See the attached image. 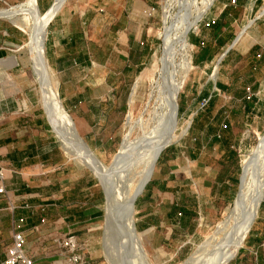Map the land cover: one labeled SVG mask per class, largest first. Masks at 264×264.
Wrapping results in <instances>:
<instances>
[{
	"label": "rangeland",
	"instance_id": "obj_1",
	"mask_svg": "<svg viewBox=\"0 0 264 264\" xmlns=\"http://www.w3.org/2000/svg\"><path fill=\"white\" fill-rule=\"evenodd\" d=\"M50 1L54 2V0ZM66 1L64 0L62 6ZM77 1L69 0V5H75ZM153 1L156 3H153ZM211 1L149 0L150 15L145 17L146 23L138 25V21H134L133 29L131 30L133 34H145V36L148 34L149 48H145L142 51L130 45L126 38L116 40V38L109 36V34L114 35L115 33L112 31L113 24L109 25L107 20L100 22L101 32L108 36L106 41L101 46L89 44L82 47L79 45V51L82 49L84 53L89 50L90 62H82L73 68L69 64H66L67 70L61 72V74L52 69L47 61L45 51L48 24H50L49 22L52 17L46 28L44 55L51 82L57 86L56 89L60 103L64 108L68 120H70V122L64 120L65 123L60 124V126L63 125L67 129L65 131L66 129L63 126V128L59 126L62 132L58 130L59 127L57 126L59 124L57 126L52 124L44 112L42 86L39 84L38 74H36L37 72L29 58V49L25 46L32 25L31 20L20 15L17 17L19 26H16L5 18L0 19V57H8L6 60L9 65H12V60L15 59L17 61V64L10 68L0 69V81L10 86L8 89L10 88L15 94L19 92L23 95L25 107L40 112L45 121L47 117L50 125L49 127L46 121L49 133L60 147L63 170H61V173L53 175V183L50 185L52 188L47 190V193L49 192L55 195L54 200L58 211H50L46 218V223L43 226L49 228L47 220H53L55 217L58 219L64 216L66 209L63 207L76 203V200L82 201L83 196L86 199H95L98 206L92 209L93 214L91 217L95 218H92L89 238L93 250L97 252L95 257L97 264H138L140 262L141 264H212L214 260L218 259L216 257L219 255V257L222 256V249L223 254L226 253L225 251L228 253V251L232 252L235 250L231 256L233 258L242 243L238 245V240L235 239V236L239 226L238 224L240 223L241 213L249 201L247 195L250 197V194L257 186L256 184L264 181V179L262 180L264 178V149L255 158L251 157V153L258 140L264 134V53L260 58H257L259 61H256V57L253 61L246 59L248 55L247 48L249 46L253 47L256 44L264 46V23L260 22L261 19L256 18V9H253L248 13L245 20L234 23L233 28L230 27L233 33H231L232 37L228 45L236 37L239 30L251 21L249 23L250 27L246 29L240 41L232 46L228 55L223 57V64L219 63L217 69L214 68L218 56L225 51L227 46H220L210 50V47L206 45V48L215 54L217 53V56L212 63L201 66L195 65L193 56L200 53L201 46L199 42L202 40V37L205 40H209L213 35L211 32H204L201 26L202 22L198 23L203 15L205 16L206 12H208V9L205 8H209L214 0ZM24 2L25 0H0V10L10 9ZM206 2H210L208 3L210 6ZM84 4L82 3V6ZM37 5L40 13L44 14L50 9L53 3H51L47 10H45L46 8L42 10L38 0ZM202 9L205 10L202 11ZM185 12L186 14L184 16L183 14ZM199 13L200 15H198ZM134 16L140 21L143 20L141 17ZM90 19L91 21L86 24V29L93 27L97 23L96 16H90ZM174 20L175 22H173ZM182 20L184 23H181L183 22ZM187 23L191 24L188 25ZM169 24L171 26L173 25L174 27H172L175 29ZM179 24L182 25L180 26ZM170 27L172 31L171 35L175 38L174 42H176L174 46L175 54H173V60H171L172 66H166L165 69V67H161L159 60L162 56L165 31ZM184 29L185 34L183 33ZM177 31H180L179 34ZM121 33L124 34L125 31ZM243 38L245 39L244 42L241 41ZM184 39L187 40V44L189 45L184 47L185 49L183 48ZM183 49L185 51H182ZM138 53H143L144 55L141 61H137ZM138 62L142 64L136 71L134 65ZM253 64L258 66L256 70L250 72ZM183 65L184 67L187 65L186 71L184 67H181ZM173 67L176 70V75L172 78L170 73ZM227 71L230 74L238 71L234 75L233 89L242 91V86H249V92L254 94L251 99H247L249 102L247 103V107L243 109V102L239 100L240 94L235 95L234 98L229 100L224 96L223 90H220V94L213 97L209 103L202 106L203 100L207 98L206 95L203 96V93H207L210 90L211 82H220L221 84L227 82L229 84L230 80L226 78L225 74ZM178 74L180 75L178 76ZM175 80H177L176 82L178 84L180 82V87L177 95L178 108L175 119L172 121L166 110L169 91ZM185 93H187V97L183 98ZM183 99L187 100L185 111L181 105ZM224 111L228 113L227 127L220 129V123L225 118ZM79 115L84 118L87 124V131L84 133L81 132L77 123L76 117ZM158 121L161 123H158ZM59 122L61 123L62 121ZM70 124L76 128L80 137L96 156L94 158L99 163L100 169L102 166L105 167H102L104 168L103 172L99 171L100 175L102 174L101 177L104 175V182L98 178L96 172H93L95 168L92 167L91 160L86 158L87 156L80 155L81 153L76 152L79 148L75 144L72 145L73 142H70L73 137L71 134H75L74 130L70 129ZM63 129L64 132H67V136H64ZM150 130L151 132H149ZM160 130L161 134L164 132L163 135L168 132V135L164 136L166 139L160 135ZM217 132H219L220 138L213 140V134ZM147 133L154 135L151 134L150 137H148L149 135L144 136L142 141H145L148 137L147 139L149 140L145 142L149 144L144 142L143 144L150 146V140H154L152 142L154 146L151 145V148L153 147L152 149H154L157 144H160V141L163 143L165 140L167 145L161 153H174L166 161L161 162L160 166L163 168V171L159 174L167 177L168 172L171 171L172 176H177V181L168 177L165 181L168 182L170 188H178L176 199L190 214L180 228L157 224L154 228L138 230L135 222V203L136 199L143 194L144 187L143 191H141L142 193H139L140 195L138 194L139 196L137 195L135 197L133 210H131L132 217L130 218L133 219V221L131 219V222L135 230V234H133L134 240L128 228H125L127 222L125 226L123 223L120 224L124 220H122L124 218L122 215L124 214L121 211L123 212L125 200L127 202V198H130L136 190L139 184L138 182L142 179V175L150 161L151 151L153 150L149 151L150 149L145 145L141 147L147 148L142 149L141 147H137L141 144H136V142L141 143V136ZM155 136H159L157 140ZM65 139H68L71 145ZM132 142L137 146H132L134 144ZM200 144L204 148L202 150L203 152L199 155L197 149ZM73 146H76L75 149H77H73ZM130 147H134L133 152L135 153H132L133 149ZM135 148L139 149L137 150ZM130 149L132 150L130 151ZM227 149L232 150L235 154L233 156L229 154L225 155ZM118 150L120 155L118 154ZM120 150L125 151L123 158V151L120 152ZM128 151L134 155H129ZM161 153L155 162L151 179L158 174V162ZM116 155L119 158L121 156L120 162L118 157L115 158ZM86 159L90 162V166ZM123 159L127 161L125 162ZM112 163L118 165L119 168L115 165L118 170L115 169ZM123 163L125 164L123 165ZM121 164L123 168L122 166L120 168L119 165ZM112 166L115 171H111ZM105 169L111 173L115 172V174L112 176L111 173H108V175L105 173ZM245 169L247 170L246 173H244ZM116 171L117 174L119 171H123L120 177L119 174L117 176ZM242 174H246V176ZM205 175H209L208 178L212 181V192H210L209 188V192H205L206 186L202 184ZM106 176L109 181L106 179ZM114 176L116 179L118 177V179L116 180ZM241 177H244L242 178V180L244 179L243 182ZM110 179L112 180V185ZM101 182L105 184L101 185ZM90 185L94 186L90 187ZM106 185L111 189L109 190L111 192L109 196L104 191ZM113 187L114 189H112ZM112 190H115V193H112ZM77 191L79 196H75V198L71 197L70 194ZM112 194L113 197H111ZM163 195H158L155 200L156 202H160L163 199V204L158 207H154L152 204L148 207L150 208L151 216H156V220H161L162 217L165 218L168 210V207L165 205L168 202ZM240 195L241 197L239 198ZM243 196L247 199L244 201V204L240 202L244 199ZM106 197L109 199H106ZM123 197H126V199L124 200ZM112 198L120 202L118 206ZM117 201L116 203H118ZM237 201L240 203H237ZM236 203L237 206L235 205ZM112 204L115 205L112 206ZM108 207L110 208L108 209ZM115 207L118 208L117 211ZM233 210L238 211L237 214ZM109 212L113 213L111 214ZM118 217L119 220L117 221ZM109 218L116 220L112 221ZM116 221L118 225L120 224L118 228L122 225L124 226V228L122 226L124 231L120 228L122 234L119 232V229V231L115 230V227H117ZM235 224L237 225L236 227ZM109 226H112V230L109 229ZM85 231L87 232V229ZM76 232L74 231L75 234H77ZM125 232L130 234L129 236H132L133 241L131 238H127L128 236ZM115 233H120L121 235H116ZM48 234V232L44 234V246H48L52 242L53 237H50ZM58 235H62V233ZM120 236H124V238ZM125 236L127 237L125 238ZM125 239H130L131 242H134V246H132L133 244H130V246L129 240L126 241ZM107 240L110 242H107ZM229 242L231 245L227 244ZM122 244L124 247L132 248H122ZM4 245L2 246L4 247ZM223 245L224 247H222ZM227 245L231 248L229 249ZM136 248L139 250L137 251ZM122 250H127L128 252H123ZM116 255H119L120 259ZM125 255H130L127 257L129 259L125 258ZM55 256L56 261H59L57 255Z\"/></svg>",
	"mask_w": 264,
	"mask_h": 264
},
{
	"label": "crops",
	"instance_id": "obj_2",
	"mask_svg": "<svg viewBox=\"0 0 264 264\" xmlns=\"http://www.w3.org/2000/svg\"><path fill=\"white\" fill-rule=\"evenodd\" d=\"M38 1L42 10L43 8L47 10L53 2L50 0ZM82 3H85L84 6ZM153 3L156 2L153 1ZM149 4V0H78L75 5L70 6L69 0H67L48 24L45 44L48 63L52 69L61 74L67 70L66 64L73 68L82 62H90L89 50L83 53L82 49L79 51V45L82 47L89 44L101 46L108 36L101 32L100 22L106 20L109 25L113 24L112 31L115 32L114 35L109 34V36L116 40L126 38L130 45L141 51L149 48L148 34L145 36V34L138 35V33L131 32L134 21H138V25L146 23L145 17L150 15ZM253 9H256V18L261 19L260 22L264 23V0H235V4L232 3V0H214L201 23L203 31L211 32L213 35L209 40L202 37L199 42L200 53L193 56L194 64L201 66L212 63L217 56V53L209 51L206 45L210 47V50L227 46L225 51L228 48L229 50L225 55H228L232 46L240 41L246 29L250 27L251 21L239 30L228 45L232 37L231 33H233L230 27L233 28L234 23L245 20ZM134 15L143 20L136 19ZM90 16H96L97 23L86 29V24L91 21ZM124 31L125 33L122 34L121 32ZM241 41L244 42L245 39L243 38ZM258 45L247 48V60L253 61L256 57V61H259L257 58L263 55L264 46ZM223 53L218 56L214 68L217 69L219 63L223 64L225 55L217 65V61ZM137 55V61H141L143 53ZM7 58L0 57V69H7L17 64L14 59L11 62L12 65H9ZM141 64L138 62L134 65L136 71ZM257 66L253 64L250 72L256 70ZM235 73L238 71H234L232 74L229 71L225 72L226 78L230 80L229 84L227 82L225 84L211 82L210 90L203 93V96L206 95L207 98L211 97L212 99L220 94V90H223L224 96L231 100L235 95L240 94L239 100L243 102L242 107L245 109L249 103L247 99H251L254 94L247 98L246 88L249 86H242V91L233 89ZM8 87L10 86L0 81V166L5 170L6 189V194L0 196V262L5 256L7 246L11 243L12 232L19 230L26 239V250L33 257L34 264H55L57 262L52 242L47 243L48 246L43 245L44 234L47 232L50 237L61 233L75 235L87 246V263L97 264L95 260L97 252L93 250L89 238L92 218H95L91 217L92 209L98 206L95 199H86L81 194L82 201L76 200V203L64 206L63 208L66 209L64 216L47 220L49 228L43 226L49 212L58 211L54 200L55 195L47 193V190L52 188L50 185L53 183V175H57L63 170L60 147L49 133L47 118L46 123L40 112L24 106L25 100L22 94L19 92L15 94ZM186 97L187 93L183 98ZM186 103L187 100L183 99L181 105L184 111ZM224 114L225 118L220 123V129H225L224 125L227 127L228 113L224 111ZM76 119L81 132H86L87 124L84 118L79 115ZM213 135L220 137L219 132ZM203 148L204 146L200 144L197 149L199 155L203 152ZM172 155H174L173 152L170 154L161 153L158 174L154 178H150L151 180L145 185L143 194L139 196L141 192L136 199L135 222L138 230L154 228L157 224L180 228L190 214L176 199L178 188H170L168 182L165 181L167 177L177 181V176H172L171 171L168 172L167 177L160 175L163 171L160 166L161 162L166 161ZM208 177L209 175H205L202 180V184L206 186V193L209 192L208 188L212 192L213 187L212 181ZM77 193L78 191L72 192L70 195L75 198V196H79ZM162 194L167 199L168 203L165 205L168 210L165 218L156 220V216H151L148 207L152 204L154 207L163 204V199L160 202L155 201L156 197ZM41 219H44V223L40 222ZM74 231H77V234ZM227 264H264V196L248 233L235 256Z\"/></svg>",
	"mask_w": 264,
	"mask_h": 264
},
{
	"label": "bare ground",
	"instance_id": "obj_3",
	"mask_svg": "<svg viewBox=\"0 0 264 264\" xmlns=\"http://www.w3.org/2000/svg\"><path fill=\"white\" fill-rule=\"evenodd\" d=\"M209 1V0H208ZM211 1V0H210ZM63 2H64V0H54V2H52L53 3V5L50 7V9L47 11V12H45L44 14H41L40 13V11H39V8H38V5H37V0H25V2L24 3H22V4H20V5H18V6H16L15 5V7H12V8H10V9H1L0 10V18H5L6 20H8L11 24H13V25H16V26H19L18 25V19H17V17L18 16H24V17H26V18H29L30 20H31V22H32V25H31V29H30V31H29V33H28V41H27V43H26V47H28V49H29V53H30V59H31V63H32V65H33V67H34V69L36 70V74H38V76L37 77H39L38 79H39V81H40V83L39 84H41V90H42V97H43V108H44V112L46 113V115H47V117H48V119H49V121L52 123V124H54V125H56L57 126V124H59L57 127H59L60 126V124H64L65 122H64V120H68V117H67V115L65 114V111H64V108H63V106L61 105V103H60V100H59V97H58V93H57V89H56V85H53V83L51 82V79H50V76H49V72H48V65H47V63H46V59H45V55H44V43H45V33H46V28H47V24H48V22H49V20L52 18V17H54L57 13H58V11L61 9V7H62V4H63ZM212 2V1H211ZM207 3V2H206ZM208 3H210V2H208ZM207 3V5H209ZM210 6V5H209ZM205 8V7H204ZM205 9H208V7H206ZM205 9H202V11L203 10H205ZM185 10V9H184ZM205 12V11H204ZM185 14H186V12L183 14L184 16H185ZM202 14H203V12H202ZM198 15H200V13L198 14ZM197 16V15H196ZM195 16V17H196ZM169 17V16H168ZM202 17V16H201ZM186 18V17H185ZM185 18H184V20H185ZM176 19V18H175ZM181 19H183V18H181ZM196 20H198L197 18H195ZM200 19V18H199ZM176 21H178V20H176ZM181 21V20H180ZM183 21V20H182ZM171 22V21H170ZM173 22H175V20L173 21ZM194 22V21H193ZM196 22H198V21H196ZM195 22V23H196ZM180 23V22H179ZM181 23H184V21L183 22H181ZM189 23V22H188ZM187 23V24H188ZM175 24V23H174ZM191 24V23H190ZM190 24H188V25H190ZM193 24V23H192ZM170 26H171V24H169ZM177 25V24H176ZM175 25V26H176ZM180 25V24H179ZM182 25V24H181ZM180 25V26H181ZM173 26V25H172ZM171 26V27H172ZM171 27L170 28H167V30L165 31V36H164V40H163V46H162V56H161V58H160V64H161V67L163 66V67H165V69H166V66H172V61L171 60H173L172 58H173V54H175L174 53V46H175V43L176 42H174V39L175 38H173V36L171 35ZM174 27V26H173ZM172 27V28H173ZM177 27V26H176ZM188 27V26H187ZM191 27H193V26H191ZM165 28V27H164ZM173 29H175V28H173ZM179 29V28H178ZM187 29V28H186ZM190 29V28H189ZM178 32V31H177ZM180 32V31H179ZM179 32H178V34H179ZM184 34H185V29H184V32H183ZM181 34V33H180ZM175 35H176V33H175ZM181 35H183V34H181ZM240 35V34H239ZM179 37V36H178ZM177 37V38H178ZM182 38V37H181ZM177 40H179V39H177ZM183 41V40H182ZM179 43V42H178ZM183 48L184 47H186V46H189L188 44H187V40H185L184 39V41H183ZM180 46V45H179ZM181 46V47H182ZM189 48V47H188ZM185 49V48H184ZM182 50V51H185V50ZM177 52V51H176ZM182 55V54H181ZM187 55V54H186ZM185 59V58H184ZM187 59V58H186ZM186 62V61H185ZM188 63H189V61H188ZM174 65V64H173ZM175 66V65H174ZM180 66V65H179ZM187 66V65H186ZM186 66L184 67V65L183 66H181V67H184V69H185V71L187 70L186 69ZM162 67V68H163ZM189 68V67H188ZM168 69V68H167ZM181 69V68H180ZM162 70V69H161ZM181 71V70H180ZM165 72H166V70H165ZM164 73V72H163ZM179 73V72H178ZM183 73V72H182ZM165 74V73H164ZM171 76H172V78L176 75V70H174V67H173V69H171ZM169 75V74H168ZM180 74H178V76H179ZM183 76V75H182ZM182 76H180V77H182ZM166 77V76H165ZM171 79V78H170ZM177 79V78H176ZM184 79V78H183ZM168 80H169V78H168ZM171 80H173V79H171ZM38 81V82H39ZM167 81V80H166ZM177 80H175V81H173V83H172V88L170 89V91H169V98H168V101H167V113H168V115L170 116V118H171V120L173 121L174 119H175V115H176V111H177V95H178V90H179V84H180V82H179V84L176 82ZM167 83V82H166ZM171 83V82H170ZM170 83H168V84H170ZM182 83V82H181ZM168 84H167V86H168ZM168 88H169V86H168ZM166 90V89H165ZM165 97V96H164ZM167 98V97H166ZM165 103H166V99H165ZM162 108V107H161ZM164 109V108H163ZM164 114V113H163ZM167 115V116H168ZM162 117V116H161ZM169 118V119H170ZM161 119V118H160ZM160 119H158L159 121H160ZM168 119V118H167ZM166 120V119H165ZM171 120H169V121H171ZM58 121H62L61 123L59 122L58 123ZM69 122H70V120H68ZM158 121V123H161V122H159ZM162 121H164V120H162ZM169 121H167V122H169ZM171 121V122H172ZM69 122H68V124H69ZM163 124H164V122H162ZM173 123V122H172ZM67 124V125H68ZM66 125V124H65ZM71 125V124H70ZM156 125V124H155ZM154 125V126H155ZM167 125H170V124H167ZM63 125H61L60 127H62ZM160 126H161V124H160ZM159 126V127H160ZM165 126H166V124H165ZM54 127V126H53ZM60 127H59V131L60 132H62V130H60ZM64 127V126H63ZM62 127V128H63ZM67 127H69V126H67ZM158 127V126H157ZM170 127H172V126H170ZM55 128V127H54ZM65 128V127H64ZM156 128V127H155ZM164 128V127H163ZM66 129V128H65ZM70 129H73V126L71 125V128ZM166 129V128H165ZM169 129V128H168ZM167 129V130H168ZM56 130V129H55ZM152 130V129H151ZM151 130L149 131V132H151ZM154 130H156V129H154ZM153 130V131H154ZM58 131V132H59ZM65 131H67V129L65 130ZM165 131V130H164ZM58 132H56V133H58ZM63 132H64V129H63ZM68 132H69V130H68ZM73 132V131H72ZM156 132V131H155ZM65 134L67 133V132H64ZM64 133H62V134H64ZM74 133V132H73ZM159 133H160V135H162L163 136V138H165L164 136H166V135H168L167 133L165 134V135H163L164 134V132H163V134H161V130L159 131ZM158 133V134H159ZM59 134H61V133H59ZM58 134V135H59ZM64 134V136H67V134L65 135ZM70 134V133H69ZM152 134V133H151ZM151 134H146V135H142L141 137V143L139 142V143H137L136 142V144H141L140 146H137V145H135V141L134 142H132V143H134L132 146H137V147H143V145H145V144H143V142L144 143H146V144H149V143H147V142H145L146 140H149V139H147L148 137H150V135ZM72 136V141H70L71 143L73 142V144L72 145H76L79 149H77V150H80V151H77L76 149H75V147L76 146H73V149H75L76 150V152H78V153H81L80 155H85V156H87L86 158H88L89 160H91L90 162H91V164H92V167L93 168H95V171H93V172H96L97 173V175H98V178L101 180V181H103V180H105V179H103V176L101 177V175H100V173H99V171H104L103 169L105 168L104 166H102V167H104V168H102L101 167V169H100V165H99V163L95 160V158L91 155V153L90 152H88L87 151V149L83 146V144H82V140L81 139H79L75 134V137H74V135L73 134H71ZM149 135V136H148ZM152 135H154V134H152ZM155 135H156V133H155ZM59 136H61V135H59ZM144 136H148L146 139H145V141H142V139L144 138ZM161 136V137H162ZM63 137V136H62ZM70 137V138H71ZM157 136H155V138H156ZM159 137V136H158ZM158 137L156 138V140L158 139ZM160 137V138H161ZM168 137V136H167ZM170 137V136H169ZM66 138V137H65ZM69 138V137H68ZM159 138V139H160ZM162 138V139H163ZM166 139V138H165ZM168 139V138H167ZM65 140H67L68 141V139H65ZM135 140V139H134ZM139 140V141H140ZM165 141V140H164ZM163 141V143H161V141H160V144H157L155 147H154V149H152L151 148V145H153L152 144V142H154V140L153 141H151L150 140V142H151V145L150 146H147V145H145V146H147L148 147V149H150L149 151H151V150H153V151H151V155H150V161H149V163H148V165H147V168H146V170H145V172H144V174L142 175V179L141 180H139L140 182H138L139 184H138V186H137V188H136V190L134 191V193L130 196V198H127L128 199V201L126 202V197L124 198V200H125V203L123 202V200H121L123 203H124V207H123V212L121 211V213H123L124 215H122L121 213H119V214H121L122 216H124V218H122V220H123V222L121 221V223H120V221H119V223L120 224H124V226H125V224H126V222H127V226H125V228L127 227L128 228V230L131 232V235L133 236V239H134V235L133 234H135V230H134V226L132 225L133 223L131 222V219L132 218H130V217H132L131 215H132V213H131V210H133L132 208H133V203H134V200H135V197L139 194V193H141V191L144 189V187H145V185H146V183L148 182V180L151 178V176H152V173H153V169H154V165H155V162H156V160H157V158H158V156H159V154H160V151H162L165 147H166V141L164 142ZM69 142V141H68ZM70 142H69V144H70ZM159 142V141H158ZM169 142H170V140H169ZM168 143V142H167ZM68 144V145H69ZM71 145V144H70ZM128 145H130V144H128ZM131 146V145H130ZM154 146V145H153ZM128 147V146H127ZM141 147V148H142ZM147 147H144V148H147ZM150 147V148H149ZM121 148V147H120ZM130 148H132V147H130ZM134 148V147H133ZM132 148V149H133ZM144 148H142V149H144ZM123 149V148H122ZM128 149H129V147H128ZM128 149H125V150H128ZM132 149H130V151L132 150ZM135 149H137V148H135ZM139 149V148H138ZM137 149V150H138ZM264 149V134L260 137V139L258 140V142H257V144H256V146H255V148H254V150H253V152L251 153V157H253V158H255L256 156H258L261 152H262V150ZM137 150H135L136 152H137ZM141 150V149H140ZM123 151V150H122ZM121 150H120V152H122ZM130 151H128L129 152V155L131 154L130 153ZM134 151V149L132 150V153H135V152H133ZM124 152L125 151H123L122 153V158H123V155H124ZM127 152V151H126ZM77 153V154H78ZM118 154H119V150H118ZM125 154H127V153H125ZM120 155V154H119ZM132 155H134V154H131V156ZM84 156V157H85ZM126 156V155H125ZM130 156V157H131ZM80 157H83V156H80ZM118 156L116 155V157L115 158H117ZM127 157H128V155H127ZM114 158V160H116ZM119 158V157H118ZM83 159V158H82ZM88 159H86L87 161H88ZM120 159H121V156H120V158H119V162H120ZM125 159H126V157H125ZM113 160V161H114ZM118 160V159H117ZM123 161H125L124 159H123ZM127 161V160H126ZM125 161V162H126ZM89 162V161H88ZM87 162V163H88ZM90 162L88 163V165L90 166ZM113 164V163H112ZM118 164H120V163H118ZM125 163H123V165H124ZM102 165V164H101ZM115 165H116V163L115 164H113V166L115 167ZM112 166V170L111 171H115V170H113V167ZM117 167H118V165H116ZM120 166V168H121V166H122V164L121 165H119ZM110 168V167H109ZM119 168V167H118ZM122 168H123V166H122ZM92 169V168H91ZM107 169V168H106ZM105 169V170H106ZM111 169V168H110ZM115 169L116 170H118L116 167H115ZM94 170V169H93ZM110 171V170H109ZM121 172H123V171H119V177L121 176L120 174H121ZM247 172V170L245 169V172L244 173H246ZM105 173H111V172H108L107 170L105 171ZM113 174H115V172H113V173H111V175L113 176ZM116 174H117V171H116ZM118 174H117V176H118ZM106 175V174H105ZM109 175V174H108ZM242 175H245L246 176V174H242ZM116 176V175H115ZM114 176V178L116 179V177ZM244 176V177H245ZM244 177H241V180H242V178H244ZM109 178H110V176H109ZM106 179L108 180V178H107V176H106ZM117 179H118V177H117ZM116 179V180H117ZM120 179V178H119ZM264 178H262V180H263ZM121 180V179H120ZM244 180V179H243ZM243 180H242V182H243ZM109 181V180H108ZM110 181H111V185H112V180L110 179ZM119 181V180H118ZM104 182V181H103ZM258 182H259V180H258ZM124 183V182H123ZM105 184V183H104ZM102 182H101V185H104ZM107 184V183H106ZM257 186L254 188V191L250 194V197H248V195H247V198H249V201L247 202V205H245L244 206V208H243V211H242V213H241V216H240V223L238 224V223H236V224H238L239 226H238V229H237V232H236V236H235V239H237L238 240V245L241 243V242H243V240H244V238H245V236H246V234L248 233V231H249V228H250V226H251V224H252V222H253V220L255 219V217H256V214H257V211H258V207H259V204H260V202H261V200H262V198H263V196H264V181H262V182H260L259 184H256ZM109 186H110V184H109ZM113 186H114V184H113ZM112 187V186H111ZM110 187V188H111ZM104 188V187H103ZM112 189H114V187L112 188ZM125 189H127V188H125ZM109 190H111V189H109L108 188V186L106 185L105 186V192H106V195L107 196H109L110 194L109 193H111ZM129 190V189H128ZM113 192L112 193H115L114 191L115 190H112ZM126 192V191H125ZM129 192V191H128ZM124 194H126V193H124ZM124 194H123V196H124ZM240 194H242V193H240ZM128 195V194H127ZM111 197H113V194H112V196ZM115 197V196H114ZM241 197V195L239 196V198ZM244 197V196H243ZM106 199H109V198H107L106 197ZM114 201H115V204H117V206H118V204L120 203V202H118L117 200H115L114 198H112ZM243 199V198H242ZM118 200H120V199H118ZM238 200V199H237ZM240 200V199H239ZM245 200H247V199H245V197H244V199L242 200V201H240L241 203H245L244 201ZM110 201V200H109ZM116 201L118 202V203H116ZM121 202V203H122ZM239 201H237V203H240ZM110 203V202H109ZM237 203L235 204L236 206H237ZM111 204V203H110ZM115 204H112V206L113 205H115ZM109 205V204H108ZM107 205V206H108ZM122 205V204H121ZM109 206H111V205H109ZM119 207H120V205H119ZM243 207V206H242ZM110 207H108V209H109ZM116 208V207H115ZM236 208V207H235ZM240 208V207H239ZM107 209V208H106ZM112 209V208H111ZM116 211L118 210V208H116L115 209ZM238 210V209H237ZM113 211H114V208H113ZM119 212H120V210H119ZM233 212H235L236 214H237V212H236V210L234 211L233 210ZM241 212V211H240ZM109 213H111V212H109ZM113 213V212H112ZM111 213V214H112ZM119 214L117 215V216H119ZM115 215V216H116ZM120 215V216H121ZM119 216V217H120ZM121 216V217H122ZM119 217H118V219H117V221L119 220ZM238 218V217H237ZM109 220H112V218L110 219L109 218ZM116 219H113L112 221H115ZM121 220V219H120ZM237 220V221H238ZM117 221L115 222V223H117ZM132 221H133V219H132ZM115 223H113L114 225H115ZM112 224V225H113ZM119 224V225H120ZM235 224V227L237 226ZM111 225V224H110ZM113 225V227H115L116 225H117V227H115L116 229L115 230H120V228H121V230H123V228H124V226H123V228H122V226L120 227V228H118V223L114 226ZM112 227V226H111ZM111 227L109 226V229L110 230H112L111 229ZM126 228V229H127ZM234 228V227H233ZM108 229V228H107ZM234 229H236V228H234ZM233 229V230H234ZM118 230V231H119ZM121 230L119 231L121 234H122V232H121ZM127 230V231H128ZM118 231H116V232H118ZM124 231V230H123ZM130 232H128V233H130ZM233 232V231H232ZM231 232V233H232ZM118 234V233H115L116 235H121V234ZM126 233V232H125ZM235 233V232H234ZM124 234V233H123ZM127 234V233H126ZM125 234V235H126ZM130 234H127V236H125V238L127 237V238H131L132 239V236H129ZM121 238L123 237L124 238V236H120ZM230 237H232V236H230ZM136 238V237H135ZM139 238V237H138ZM133 239H132V241H133ZM140 239V238H139ZM229 239V238H228ZM126 241H128L129 242V245L130 244H133L134 242H131L130 241V239H125ZM135 240V239H134ZM137 240V239H136ZM122 241V240H121ZM229 241L230 242H232L231 241V239H229ZM236 241V240H235ZM107 242H110V241H108L107 240ZM123 242H124V240H123ZM127 242V243H128ZM138 242V241H137ZM226 242V241H225ZM225 242H224V245H225ZM228 242V241H227ZM230 242L229 243H227L228 245H231L230 244ZM126 243V242H125ZM125 243H123V244H125ZM233 243H235V242H233ZM232 243V244H233ZM121 245L122 246V248L124 247V245ZM139 244H140V241H139ZM236 244V243H235ZM127 245V244H126ZM129 245H127V246H129ZM137 245V244H136ZM135 245V246H136ZM224 245L222 246V247H224ZM227 245V247H229ZM131 246V245H130ZM129 246V247H130ZM132 246H134V244L132 245ZM138 246H140V245H138ZM226 246V245H225ZM107 247V246H106ZM109 247V246H108ZM126 247V246H125ZM124 247V248H125ZM141 247V246H140ZM132 248V247H131ZM131 248H127L126 247V249H131ZM139 248V247H138ZM231 247H229V249H230ZM137 249V248H136ZM141 249V248H140ZM226 249V248H225ZM228 249V248H227ZM235 249V248H234ZM139 249H137V251H138ZM123 251V250H122ZM127 251V250H126ZM126 251H123V252H126ZM141 251H142V249H141ZM140 251V252H141ZM231 251V250H230ZM128 252V251H127ZM140 252H139V254H140ZM226 253H224L223 254V249H222V251H221V254H222V256L221 257H216V258H218V259H216V260H214L213 261V263L212 264H227V262L230 260V258H231V256L234 254V252H235V250H233L232 252H229L228 251V253H227V251H225ZM133 253H134V251H133ZM138 253V252H137ZM220 254V253H219ZM136 255V254H135ZM126 256V255H125ZM130 256V255H129ZM129 256H126L125 258H127V257H129ZM143 256V255H142ZM116 257H118L119 259H120V257H119V255L117 256L116 255ZM138 257V256H137ZM136 257V258H137ZM136 258H134V259H136ZM140 258H141V255H140ZM142 258H144V257H142ZM127 259H129V258H127ZM132 259V258H131ZM133 259V260H134ZM138 259H139V257H138ZM110 261V260H109ZM128 261V260H127ZM135 261H137V260H135ZM140 261H142V260H140ZM111 262V261H110ZM137 262H139V261H137ZM136 263V262H135ZM138 264H141V262L140 263H138ZM145 264V263H144Z\"/></svg>",
	"mask_w": 264,
	"mask_h": 264
},
{
	"label": "built area",
	"instance_id": "obj_4",
	"mask_svg": "<svg viewBox=\"0 0 264 264\" xmlns=\"http://www.w3.org/2000/svg\"><path fill=\"white\" fill-rule=\"evenodd\" d=\"M232 3H235V0H232ZM204 17L203 15L198 23L202 22ZM246 91L248 92L247 98H250L252 95L249 92L250 88L247 87ZM208 99H204L201 105L204 106ZM4 180L5 170L0 166V196L6 194ZM40 222L44 223V219H41ZM26 246L27 242L23 233L19 230H14L11 236V243L7 246L5 256L0 264H34V259L27 253ZM52 247L55 255L59 258V261L55 264H88L87 246L73 234L68 233L53 237Z\"/></svg>",
	"mask_w": 264,
	"mask_h": 264
},
{
	"label": "water",
	"instance_id": "obj_5",
	"mask_svg": "<svg viewBox=\"0 0 264 264\" xmlns=\"http://www.w3.org/2000/svg\"><path fill=\"white\" fill-rule=\"evenodd\" d=\"M229 50V48L221 55V57L219 58V60L217 61V65H218V63L220 62V60L222 59V57L227 53V51ZM47 118V117H46ZM47 121H48V119H47ZM73 130H74V132H75V134H76V136L79 138V139H81L82 141V144H83V146L87 149V151L88 152H90L91 153V155L93 156V157H95L96 158V156L93 154V152L91 151V149L89 148V146L83 141V139L79 136V134H78V132L76 131V128L73 126ZM160 153H161V151H160Z\"/></svg>",
	"mask_w": 264,
	"mask_h": 264
},
{
	"label": "trees",
	"instance_id": "obj_6",
	"mask_svg": "<svg viewBox=\"0 0 264 264\" xmlns=\"http://www.w3.org/2000/svg\"><path fill=\"white\" fill-rule=\"evenodd\" d=\"M210 100H211V97L208 99V102H207V103H209ZM224 128H226L225 125H224ZM218 138H220V137H217V136L213 135V139L217 140ZM226 151H227V152H226L225 155L229 154V155L233 156V155L235 154V152H233V151L230 150V149H227Z\"/></svg>",
	"mask_w": 264,
	"mask_h": 264
}]
</instances>
